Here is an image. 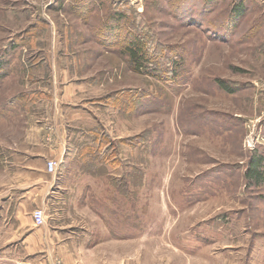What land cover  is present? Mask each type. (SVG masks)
<instances>
[{
  "label": "rangeland",
  "instance_id": "obj_1",
  "mask_svg": "<svg viewBox=\"0 0 264 264\" xmlns=\"http://www.w3.org/2000/svg\"><path fill=\"white\" fill-rule=\"evenodd\" d=\"M123 12L110 41L142 29L175 76L97 38ZM52 127L77 147L67 219L101 239L62 263L1 210L9 157ZM0 264H264V0H0Z\"/></svg>",
  "mask_w": 264,
  "mask_h": 264
},
{
  "label": "crops",
  "instance_id": "obj_2",
  "mask_svg": "<svg viewBox=\"0 0 264 264\" xmlns=\"http://www.w3.org/2000/svg\"><path fill=\"white\" fill-rule=\"evenodd\" d=\"M42 134L35 148L21 153L18 150L14 151L13 156L9 157L11 165L16 167V172H12L17 176L14 183L6 186L7 193L2 198L1 210L7 220H12L13 231L17 235L21 234L22 244L27 245L33 254L42 252V247L46 246L48 239L52 251L51 258L62 263L70 261L71 251L73 254L80 252L70 250V245L88 247L100 244L101 239L98 237L91 240L84 237L87 230L67 219V209L66 205L64 206L66 184L63 171L59 168L61 164L70 165L77 160L76 145L74 143L66 145L65 131L62 127H52L44 130ZM51 160L57 162L55 172L48 170V162ZM51 207L53 209L50 210ZM37 208L44 210L45 221L47 218L52 220L49 232L46 231L45 225L35 224L33 212ZM9 221L6 226L9 225ZM82 230L84 232H81ZM78 254L79 259L81 254Z\"/></svg>",
  "mask_w": 264,
  "mask_h": 264
},
{
  "label": "trees",
  "instance_id": "obj_3",
  "mask_svg": "<svg viewBox=\"0 0 264 264\" xmlns=\"http://www.w3.org/2000/svg\"><path fill=\"white\" fill-rule=\"evenodd\" d=\"M235 10L239 11L238 14L241 15L242 7L239 9L235 8ZM122 14L115 13L109 21H104L103 23L99 24L98 30L96 32L97 38H100L101 42L102 40L105 41V44H108V47H116L118 45V41L115 40L116 36L114 37V40L117 45L110 41V35H112L114 32L118 33L120 30L125 31L122 25L123 18L129 17L130 14L128 15L126 12H123ZM141 32L142 29L140 33H136L134 30H132L133 34L129 33L123 35V37L120 38L122 43L118 45L122 49V52L128 56V63L132 69L137 72H152V74L163 73L167 76H175L178 72L177 66L180 57L175 55L169 59L167 54H162V51L165 50L166 47L154 41L153 38L149 39V36L141 35ZM219 33L223 35L227 32L224 30L219 31ZM219 82L223 89L231 90L224 81L220 80ZM260 165H262V157H255L251 163L249 172L247 173L248 177L254 179L256 182L262 180L263 177V171H260L259 169Z\"/></svg>",
  "mask_w": 264,
  "mask_h": 264
},
{
  "label": "built area",
  "instance_id": "obj_4",
  "mask_svg": "<svg viewBox=\"0 0 264 264\" xmlns=\"http://www.w3.org/2000/svg\"><path fill=\"white\" fill-rule=\"evenodd\" d=\"M57 169V162L56 161H49L48 162V170L49 172H55ZM33 218L36 225L40 226L45 223V212L42 208H37L33 212Z\"/></svg>",
  "mask_w": 264,
  "mask_h": 264
}]
</instances>
